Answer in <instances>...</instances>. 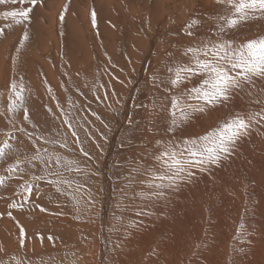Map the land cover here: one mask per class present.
<instances>
[{"label": "bare ground", "instance_id": "obj_1", "mask_svg": "<svg viewBox=\"0 0 264 264\" xmlns=\"http://www.w3.org/2000/svg\"><path fill=\"white\" fill-rule=\"evenodd\" d=\"M41 3L50 5V12L32 11L26 44L38 47L31 35H41L38 39L45 47L49 34H58L60 46L49 55L50 72L57 70L61 79L51 77L50 85L63 87L70 109L80 105L79 101L88 110L104 109L107 115L101 126L109 124L110 128L104 139L107 146L98 157L95 152L104 144L100 145L98 137L86 138L79 147L89 155L93 152L95 158L87 155L88 160L78 148L70 149L82 152L99 179V200L94 203L100 218L99 243L91 255H84L89 259L86 264H264V127L260 123L253 125L234 155L220 167L203 173L193 169L191 182L166 190L161 199L136 195L142 191L139 181L144 178L133 170L138 165H154L157 140L179 144L186 137L204 134L234 110L245 114L264 110V80L246 84L227 106L196 114L172 131H167L168 113L152 106L165 96L152 77H166L165 68L173 59L186 62L181 55L186 46L215 39L214 17L222 6L216 0H38ZM14 7L24 5H0V13ZM1 14L0 21L6 20L11 27L12 19ZM190 18L200 20L194 38L184 34ZM49 20L50 31L46 27ZM258 34H264V20L252 21L233 35L251 39ZM198 83L194 78L173 91ZM101 118L94 116V120ZM240 224L244 235L235 238Z\"/></svg>", "mask_w": 264, "mask_h": 264}, {"label": "rangeland", "instance_id": "obj_2", "mask_svg": "<svg viewBox=\"0 0 264 264\" xmlns=\"http://www.w3.org/2000/svg\"><path fill=\"white\" fill-rule=\"evenodd\" d=\"M41 4L34 6V9L39 13L50 12L48 9L50 5L45 7V4ZM11 10V8H5L0 14L4 16L6 11ZM14 24L10 27V23L8 24L6 20L0 21V29L3 30V35H0V93L2 92L0 112L3 113L0 114V142L8 139L15 149L7 155L6 159L0 161V177H4L3 185H0V264H86L89 263L87 257L99 243L97 226L100 218L97 213L98 205H95L99 200L100 190L97 186L99 179L96 177L95 170L86 162V157L88 160L89 156L95 158L94 154L92 155L93 152L88 154L89 156L85 155L84 158L82 156L84 151L78 154L70 149L78 148L81 151L79 147L86 138L88 141L90 138L98 137L100 145L101 142L104 144L99 146L95 156L102 154L107 146V140L104 139L110 128L109 124H106L108 128L106 125L101 126V122L102 119H106L104 116L107 114L102 108V110L99 108L88 110V106L81 101H79L80 105L70 109L69 98H65L61 90L63 87H58L56 83V86L50 85L51 77L56 81L61 79L57 70L56 73L50 72L52 68L50 56H53L56 46H60L58 34L55 33L56 35L52 37L50 34L49 37L46 36L45 47H42L44 44L40 42L41 38L38 39L41 36L38 34V37L31 35L39 43L36 44L38 47H29L26 44L30 41L29 39L21 46L19 40L22 38L25 25L15 26ZM46 27H49L50 31V20L46 23ZM18 48L19 51H17ZM13 79L17 81L23 79L26 89L25 106L29 115L27 121L24 120L23 110L15 113L14 116H10L7 112L8 86ZM66 92L69 94L70 89ZM54 110L56 114L53 113ZM92 115H99L102 118L94 120ZM65 119L70 120L71 126L64 123ZM73 131L76 136L72 135ZM9 133L14 139L7 135ZM37 136L45 137L49 143L37 141ZM61 143H66L67 146L62 148ZM87 143L90 149L92 147L95 149L91 142ZM37 147L41 150L42 160H32V157L36 155ZM45 149H47L46 152ZM18 160L22 162L20 168L24 171L21 172L18 169L16 173L10 175L7 172L8 166L15 164ZM77 168L81 171H77ZM36 176L43 179L35 180L33 177ZM49 180L56 183H48ZM25 184L33 185L31 194L24 190ZM82 190L83 195L80 194ZM88 196L89 199H87ZM13 203L17 207L10 208L9 205ZM21 229L24 231L23 247L20 246ZM67 230L68 233L65 232ZM71 253L77 254L78 257ZM74 258L77 260L75 261Z\"/></svg>", "mask_w": 264, "mask_h": 264}, {"label": "snow or ice", "instance_id": "obj_3", "mask_svg": "<svg viewBox=\"0 0 264 264\" xmlns=\"http://www.w3.org/2000/svg\"><path fill=\"white\" fill-rule=\"evenodd\" d=\"M38 0H0V5H25L19 9L13 8L4 13L10 17L15 25H25V30L19 44L23 46L29 39L27 25L31 23V13ZM221 5V10L215 15V25L212 36L215 39L201 40L198 44L186 46L181 55L186 57V62L176 61L166 66V77L154 75L153 84L164 91L165 96L157 105L153 101V108L157 106L168 113L170 117L167 131L180 128L190 121L196 114H208L219 107L227 106L233 95L244 90L246 84H254L256 80H264V34H258L254 38L247 39L236 37L233 34L240 32L242 28L256 20H264V0H216ZM31 5V6H27ZM64 15L61 13L60 20ZM93 27L96 26V13H91ZM200 20L190 18L185 25L184 34L195 37ZM0 35L3 30L0 29ZM232 38H227L229 36ZM20 49L18 48L17 51ZM198 79L199 83L191 88L180 89L186 82ZM25 85L23 79H13L9 86V103L7 112L10 116L23 110L24 120L29 119L28 109L25 106ZM0 114H3L0 112ZM11 122V121H10ZM65 124L71 126V122L65 119ZM260 123L264 127V110L260 112L242 113L232 111L226 117L220 119L215 126L204 134L196 137H186L179 144H164L157 140L156 149L152 156L154 165L144 168L138 165L133 171L143 177L139 183L142 191L136 195L142 199H161L166 190H176L181 183L191 182L193 169L199 172H209L212 167H220L223 161L230 160L236 152L241 140L249 135L254 124ZM20 131H24L20 129ZM10 138L11 134H7ZM31 135V134H29ZM76 136L75 131L72 132ZM37 141L49 143L43 136H37ZM54 142V141H53ZM35 146V145H34ZM61 143L60 147H66ZM13 145L8 139L0 142V161L14 151ZM40 148H36V155L32 160H42ZM45 152L47 149L44 150ZM83 151V149L81 150ZM84 155H88L84 152ZM59 161V157L56 158ZM21 161L11 164L7 172L11 175L20 168ZM31 163V161L29 162ZM77 171H81L79 168ZM35 180L43 177H33ZM4 177H0V185H3ZM48 183H56L49 180ZM24 190L31 194L32 184L23 185ZM59 191V189H57ZM15 208V203L9 205ZM44 211V209H41ZM143 215V212H137ZM11 215V213H9ZM134 225H130L132 227ZM244 225L237 228L236 237L242 238ZM51 239V237L49 238ZM24 245V231H20V246Z\"/></svg>", "mask_w": 264, "mask_h": 264}]
</instances>
